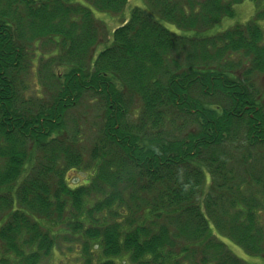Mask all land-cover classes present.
Instances as JSON below:
<instances>
[{"label":"trees","instance_id":"trees-1","mask_svg":"<svg viewBox=\"0 0 264 264\" xmlns=\"http://www.w3.org/2000/svg\"><path fill=\"white\" fill-rule=\"evenodd\" d=\"M242 1L143 0L93 57L94 11L128 0H0V264L60 246L77 264H249L229 242L264 259V0L208 32ZM33 71L47 95L21 90Z\"/></svg>","mask_w":264,"mask_h":264},{"label":"rangeland","instance_id":"rangeland-1","mask_svg":"<svg viewBox=\"0 0 264 264\" xmlns=\"http://www.w3.org/2000/svg\"><path fill=\"white\" fill-rule=\"evenodd\" d=\"M143 0H128L126 6L124 7V10L122 13H114L111 11H94V16L95 18H97V20L99 21V25H100V40H104V37L106 36V34L108 35V41H106L103 44H98L96 46V51L94 53L93 57H96V55L99 52V49L105 47L106 45L108 46L110 41H111V34H112V30L119 24L123 23V21L125 20V18L128 17L129 15V11L133 6H141L143 7ZM255 11V7L253 4V1L251 0H244L241 3L237 4L235 6V17L233 19L231 18H225L222 20L221 24H217L216 26L210 28L208 30L209 33H213L215 32V30H217L216 28L221 27L225 28L228 24L237 21V22H243L245 20H247L249 17H251V15L253 14V12ZM170 29L173 30L174 27L170 26ZM174 31V30H173ZM181 33V32H178ZM41 47V48H40ZM36 47V51L33 55V59L31 62L34 61V65H33V70L36 71L37 67H39V65H37L38 61V54H39V61L40 62H44V61H48L50 59L49 55H51V53L53 54L52 56H56L54 55L52 51L53 49V43L49 42L48 44L46 43V45H40ZM48 68L50 69L52 72H58L60 74L61 70V66L59 67L57 65V63L55 61H51L48 64ZM44 71V70H43ZM42 76V74H37L34 71L33 72H27V74H25L24 76L21 75V90L24 92H27L28 94L34 96L35 94H45L47 95L49 90H48V86L47 83H50V75L47 79H42L39 76ZM256 83L258 85V87L260 89H262V98L264 100V88H263V84H264V74H260L257 76L256 78ZM39 94V95H40ZM75 112L68 114L67 116H69L67 118L68 123H73V125H71L72 127H74V121L77 119L79 121V123L81 124V128H82V133L84 130V133H86L88 135V137L86 138L87 141L91 139L92 135H94V129L97 126L95 123L97 122V120H92L90 121V119L87 120V118H85L84 121H82L80 119V117H77L75 113H77L76 111L80 110L82 107L81 105H77ZM73 115V118L71 117ZM85 117V116H84ZM72 120V121H71ZM90 121V122H87ZM94 122V124H93ZM83 133V135H84ZM96 135V132H95ZM94 135V137H95ZM86 141V140H85ZM242 152L241 149H238L237 154ZM250 152L251 153H255L256 155L259 153H264V146H256V147H252L250 148ZM238 156H240V154H238ZM89 172L87 171H78V170H71L69 171L68 176L70 177V180H68L69 183H73V182H77L79 181L81 178L86 177L87 174ZM206 181L209 182V176H206ZM228 246L230 247V249L239 257H241L242 259H244L246 262H249V264H264V259H262L261 257H255V256H249L246 253H244V251L239 248L238 246L234 245L233 243H228ZM77 251L76 249H74L73 247H71L70 249H66L63 246H60V251H56L55 255H54V264H77L79 263V260L77 258Z\"/></svg>","mask_w":264,"mask_h":264}]
</instances>
